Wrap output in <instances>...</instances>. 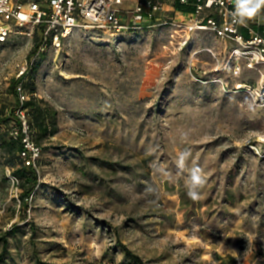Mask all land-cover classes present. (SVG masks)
<instances>
[{
  "label": "rangeland",
  "instance_id": "374dc122",
  "mask_svg": "<svg viewBox=\"0 0 264 264\" xmlns=\"http://www.w3.org/2000/svg\"><path fill=\"white\" fill-rule=\"evenodd\" d=\"M39 38L14 26L0 43V109H14L11 81L38 59L34 95L59 125L39 144L28 204L8 178L19 159L0 146V264H133L126 248L146 264H264L260 73L223 67V39L176 25L81 27L30 59ZM195 167L206 183L193 200Z\"/></svg>",
  "mask_w": 264,
  "mask_h": 264
},
{
  "label": "built area",
  "instance_id": "2783aa9c",
  "mask_svg": "<svg viewBox=\"0 0 264 264\" xmlns=\"http://www.w3.org/2000/svg\"><path fill=\"white\" fill-rule=\"evenodd\" d=\"M124 1L0 0V43L8 41L14 26L37 29L39 51L49 48L60 51L65 40L81 27L104 30L120 37L122 33L138 29L176 25L189 33L213 32L227 43L223 67L232 65L235 72L240 73L243 66L256 70L264 78V22L260 23L264 4L249 22L243 15L248 13L246 9L255 7L256 0H136L132 9L121 8ZM26 69L24 67L21 72ZM18 89L23 102L28 95L23 92L22 85ZM17 114L28 151L24 154L25 163L35 165L40 146L30 132L26 109L19 108ZM11 133L18 135V127ZM8 178L12 188L17 190L19 179L11 171Z\"/></svg>",
  "mask_w": 264,
  "mask_h": 264
},
{
  "label": "trees",
  "instance_id": "16d2710c",
  "mask_svg": "<svg viewBox=\"0 0 264 264\" xmlns=\"http://www.w3.org/2000/svg\"><path fill=\"white\" fill-rule=\"evenodd\" d=\"M181 7V6H180ZM184 10L189 7H182ZM40 41V38H39ZM38 44L31 49L28 57L31 59L33 56L40 55L43 51H39ZM39 61H30L26 70L21 72L17 77L12 79V92L15 97V107L6 113L4 109H0V146L10 159H19V164H13L14 168L12 173L19 179V186L22 188L21 202L28 204L27 200L34 193L39 181V173L34 164H26L24 154L27 155L28 151L23 142V134L21 129V120L17 114L19 108L26 109L29 121L30 132L34 141L39 145L45 139L56 135L59 131V125L57 121L58 111L55 107L45 102L43 99L34 95V78L39 67ZM27 78H30L27 80ZM22 85L23 92L28 95V98L23 102L21 101L20 91L18 86ZM254 86V84H249ZM254 88V87H253ZM11 122L16 124L19 129L18 135H13L9 130ZM2 125H5L6 129H2ZM14 163V162H13ZM7 241L4 239L3 252L0 254V260L4 252L6 251ZM128 257L132 260L133 264H146L144 259L134 253L132 250L126 248Z\"/></svg>",
  "mask_w": 264,
  "mask_h": 264
},
{
  "label": "clouds",
  "instance_id": "9594fccd",
  "mask_svg": "<svg viewBox=\"0 0 264 264\" xmlns=\"http://www.w3.org/2000/svg\"><path fill=\"white\" fill-rule=\"evenodd\" d=\"M264 4V0H256L255 7L251 9H246L249 14L254 13L260 6ZM244 7V5H242ZM191 155L190 150H185L180 153L179 163L180 167H184L185 160ZM206 183V177L203 173V170L199 167L191 169L190 179L186 181V186L188 188V195L193 200L199 199V189H201Z\"/></svg>",
  "mask_w": 264,
  "mask_h": 264
},
{
  "label": "crops",
  "instance_id": "0c3cea01",
  "mask_svg": "<svg viewBox=\"0 0 264 264\" xmlns=\"http://www.w3.org/2000/svg\"><path fill=\"white\" fill-rule=\"evenodd\" d=\"M245 5H247V3L245 4ZM248 6H250V4L248 5ZM251 6H253V5H251ZM258 13V11L256 10L254 13H252V15H250V14H248V13H245L243 16H244V18L247 20V21H251V19H252V17L254 16V14H257ZM245 15H250L251 16V19H247L246 17H245ZM261 17H262V15H261ZM261 19V18H260ZM263 22V21H262Z\"/></svg>",
  "mask_w": 264,
  "mask_h": 264
}]
</instances>
